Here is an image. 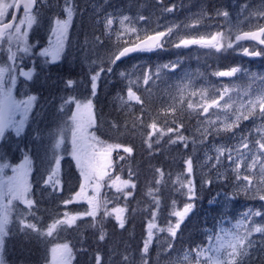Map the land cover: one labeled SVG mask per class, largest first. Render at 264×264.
Listing matches in <instances>:
<instances>
[{"label": "snow or ice", "instance_id": "snow-or-ice-1", "mask_svg": "<svg viewBox=\"0 0 264 264\" xmlns=\"http://www.w3.org/2000/svg\"><path fill=\"white\" fill-rule=\"evenodd\" d=\"M39 0H0V42L6 41L9 45L8 61L11 63L0 64V137H3L5 129L14 127L17 134L22 130L24 124V116L31 109L33 102L36 100L35 96H28L23 100H16L12 95V87L16 83L17 75L23 76L29 80L32 79L33 70L23 71L16 63L20 59V53L27 54L31 47L27 42L28 29H30L36 22L39 15L35 5ZM163 3V0H158ZM64 13L65 19H57L52 31L56 36V45L52 48L44 49L40 55L44 57H51L52 60L59 58V52L62 50V42L66 36L68 25L71 23L74 12L76 11L74 0H65ZM23 8L24 15L21 17L17 12H12L11 9L19 10ZM173 7L164 9L166 12H172ZM246 10V6L241 8V13ZM35 13V14H34ZM230 13L228 11L217 10L216 17H223L228 21ZM11 16L12 20L7 21V17ZM140 20H145V17L140 16ZM211 19V17H209ZM255 19L258 23L252 24L250 21ZM18 20V23L15 21ZM203 16L195 19L192 24L186 25L187 28H194L201 25ZM7 21V22H6ZM264 11L257 10L245 17L243 21H238L237 25L230 26L227 32L218 31L213 34L201 35L198 39H181L176 47H187L190 45H200L206 48H215L216 51H221L227 46L232 48L234 45L239 47L241 41H256L259 45H264ZM116 23L115 18L109 14L105 18L104 27L106 31H111L113 25ZM247 23L249 31H241L235 35V40H231L232 33L239 28L241 24ZM120 29L116 30V41L114 44L115 51L109 53V65L115 64L121 58L126 57L130 53L138 51H152L162 47L167 40L173 35V28H167L166 31L153 30L154 34H147L148 30L137 29L129 25L132 20L128 16H123L119 19ZM26 26V27H22ZM143 34V38L142 37ZM133 36L135 39H133ZM229 42L225 45L224 41ZM15 44L16 50L13 51L12 45ZM130 46H123V45ZM243 53L249 56L264 55V48L260 51H250L249 48H243ZM95 63V61H94ZM101 65L104 63L100 61ZM163 68H176V64L163 65ZM104 71L111 72L112 68L109 66L105 69L103 66L99 68L91 76L92 96L96 94L97 80ZM161 69H157L156 73H152L151 69L144 71L143 83L145 86L154 84L155 79H159ZM239 68H231L226 71H219L214 73L218 77H233ZM131 74L121 72V76L128 78ZM140 76L135 79H129L127 86V95H119L117 97L120 107L128 109L130 120L126 119L124 124L125 132L135 134L137 131L141 135L147 131V137L144 140L149 149L154 145L160 143L162 139L167 138L169 144L183 143L187 147L188 138L184 136L181 129L184 124L179 121L177 113L183 115L195 114L203 117L200 121L202 128L201 135L203 139H207L209 129L216 134L221 132L233 133L238 129L240 123L250 118H259L264 120V88L256 90L253 95L251 85L248 86H233L224 87L219 90L211 88L196 89L195 82L191 78H186L175 85L174 90L169 92L170 103L166 108L162 109L160 113L152 118V122L145 124L144 113L148 111L145 99L137 92L140 88ZM10 81V83H9ZM72 80L67 81V86L73 85ZM135 89V90H134ZM149 89L146 87L145 91ZM191 90V91H190ZM198 97V99H194ZM75 105L71 116L64 122L59 129L60 138L55 141L52 146L53 156H55L56 166L51 169L47 178L44 179V185L51 186L54 191L60 190L62 183L59 172L60 157L56 156V150L64 143L66 139V131L71 128L72 132V156L76 160L77 168L80 172L81 183L80 190L75 193L70 199L63 201L64 205H68L77 198L87 199L89 210L85 213L71 214L65 211L59 218L53 217L51 223L44 227L35 214L36 201L31 198V185L27 181V173L31 170V162L27 156L24 161L12 167L10 164H0V246H3L4 237L8 235V227L12 222V214L16 212V219L18 221L19 230L26 235H35L38 239L47 241L48 238L58 237L60 232L67 231L77 224L81 216H90L95 221L97 214L103 208V216L105 218L114 216L121 228L124 227L127 207H113L109 209L110 201L100 197L104 195L101 189L105 186L116 189L120 195L117 199H127L132 196V191L136 188L134 182L135 173L129 170V178L121 179L119 175L112 179V171L114 161L112 153L115 150L123 149L129 156L133 152V148L124 146L120 143L108 144L96 135L95 126L96 118L94 113V105L92 99H80L76 96H69L61 105V110H65L68 105ZM134 104L140 106L141 115L134 114ZM185 104L187 107L185 108ZM17 112L21 113L19 121L14 119ZM215 115L216 119L210 117ZM161 116L165 119L161 122ZM171 117V119H168ZM131 123V127L128 125ZM172 126H169V125ZM112 128L117 132L120 131L121 126L117 122L112 123ZM123 134V133H121ZM255 139L252 138V132L248 135H241L238 137L236 145H219L215 147V156H207L205 164L212 163V167L216 168L223 163L226 158L231 166V171L235 174L236 181L244 185L246 190L256 187L258 191L264 193V124H260L255 129ZM195 143V141H193ZM121 160L125 157H120ZM185 171L190 176L193 172V162L191 157L185 160ZM12 167L13 176L5 177L4 169ZM158 176L155 180L156 188L149 187L147 195L152 197L155 208L152 211L151 220L148 223V237L144 242L141 259L149 251V244L152 237L155 235L154 230L163 232L164 228H160L155 221L158 219V211L160 209L159 186L164 181L165 173L157 168ZM171 179V176H168ZM186 181V182H185ZM173 186L179 185L177 191L181 193L186 188L188 190V198L192 199L195 195L192 181L188 179L183 173L177 175L175 180H172ZM92 190L93 195L87 196V190ZM264 200V194L259 197ZM14 201H19L24 205L23 209H17ZM173 206L176 201L172 202ZM193 205L186 203L182 210H174L170 215L177 217L176 223L173 225L169 222L167 232L172 238L177 235V229L180 228L181 222L191 211ZM262 213L249 212L243 214L242 218L237 220L235 224L229 227H218L215 231H210L207 236V243L197 245L195 248L185 250L182 256H177L174 264H252V253L259 252L264 254V224H255L252 222L253 216H261ZM34 221V222H33ZM95 226V224L93 225ZM253 233H260L261 239L258 242L253 239ZM99 239H105V233L101 231ZM172 244H168L171 249ZM54 257V264H70L73 248L70 242L57 243L51 249ZM96 264H103L102 257L97 253ZM121 264H130L128 255L122 257ZM144 264H148L145 260ZM264 264V260H261Z\"/></svg>", "mask_w": 264, "mask_h": 264}, {"label": "trees", "instance_id": "trees-1", "mask_svg": "<svg viewBox=\"0 0 264 264\" xmlns=\"http://www.w3.org/2000/svg\"><path fill=\"white\" fill-rule=\"evenodd\" d=\"M74 25L77 27V30L72 35V38L68 40V47L71 45L69 48L73 50L72 53L77 54L79 63L90 64L95 61L101 65L100 61L103 60L104 64H106L107 61L105 60L108 59L107 51L109 50L103 48L102 41L98 39V33L91 30L90 26H88L90 24L85 21L84 17H80ZM104 52H106V56ZM141 52L132 58L135 59ZM179 56L182 58L181 60L185 67H176L174 70H161L159 79H155L154 84L145 86L143 83L144 71L151 69L152 73H156V68L161 65L162 60H165L167 65H171L173 59L176 57L172 53H163L162 51L152 52L147 55L144 64L145 69L140 74V88L137 93L143 96L148 109L143 116L145 124L151 123L152 118L170 103L169 92L173 91V79L180 77V70L182 68L193 67L192 69L195 71L193 74L197 73L198 67L188 60L190 58L189 55L181 52ZM212 62L211 64L214 65L215 60L213 59ZM218 64L221 68H227L225 60H218ZM245 64L250 66L251 70L258 67L254 62ZM106 65L111 66L113 70L120 71L115 64L109 65L108 63ZM62 66H65V68L62 69ZM58 68L61 69V73L57 76L56 82L53 81L57 84V87L51 88L49 93V95H55V99L51 100L53 104L59 103L57 101L59 99H64L65 94L63 93H68L63 90V86H67V81L76 78V74H78V72L70 71L66 64ZM58 68L55 67L53 70H57ZM110 73L114 74V71ZM80 79L81 82L77 84V87L82 88L83 84L85 88H82V93L86 91L85 89L89 91V75L87 74ZM208 79L210 80L211 78L207 76H202L201 78L203 81ZM128 81L129 79L125 77L115 76L112 79L105 80L104 77L100 76L97 81L96 97H92L96 118V135L107 143H120L133 148L131 156L127 153L123 156L118 150L122 154L121 157H125L123 160H118L116 151H113V158L116 160L114 171L117 173L122 171L126 174L127 170L131 169L136 174L134 177L136 188L134 190L131 189L133 192L132 196L127 201L118 200L114 192L106 189L102 192L104 195L101 197L102 200L106 198L110 203H114L113 206H110V203L108 204L109 209L117 206L127 207L124 227L118 226L114 216L105 218L103 216V208H101L95 221L90 216H81L75 226L67 229V231L60 232L58 237L48 238L45 241L38 239L35 235L21 233L16 216L12 215V222L8 227V235L4 237L3 246H0V254L7 264H47L49 263L50 250L53 246L64 242H70V246L73 248L72 264H96L95 257L97 253L104 257L107 256L108 261L106 262L105 260L103 264H110L109 259L113 263L115 260H118L117 264H121L120 259L124 248L127 249V254L125 255L129 256L130 264H144L145 260L148 264H161L162 259L167 258V256L174 253L180 254L182 251L195 248L197 245L202 246L206 244L210 231H215L220 226H228L232 221L241 219L245 213L259 211L262 215L253 216L252 222L255 224H262L261 222H264V204L263 200L259 198L264 193L258 191L256 187L239 192L235 188L237 183L232 185L233 182H236L235 175H231L232 171H226L225 177L220 182L213 179L212 173L204 174L202 170L200 172L197 171V167H199L197 162L200 161L203 147L206 148L208 146V137L210 136L209 133L207 139H203L202 135L197 131V124L200 123L202 117L195 114L189 115L188 113H184L181 115L177 113V116L180 118L178 122L184 124L181 132L188 138L187 147L183 143L169 144L167 138H165L159 144L154 145L152 149H149L144 142L147 137V131L143 135L139 131L135 134L125 132V120H130V117L128 109L120 107L117 97L124 94ZM37 82L33 81L29 83V89L24 87L25 95L26 91L30 90L39 96L40 104H44L49 101L47 96V92L49 91L47 89L42 90L41 87L44 85L40 82L36 85ZM146 87L149 89L148 91H145ZM14 95L17 98V93L15 94L14 92ZM25 95L23 94L22 96ZM37 106L38 102H35L33 110ZM186 107L187 105L185 104ZM134 110L135 115H141L139 105L134 104ZM54 119L59 120V116H56V108L55 110L52 108L49 115H44L39 120L28 122V125L25 127V129L28 128L31 132L37 134L36 138L31 135L25 136L26 141L24 142V146L32 149L30 156L32 155L35 158L34 160L31 156L34 161L31 176H29L30 180L34 181V188L31 190V194H33V199L36 201L34 209L36 217L39 218L44 227H47L51 223L53 217H61L64 211L77 214L85 213L89 210L87 199H81L79 202H72L68 205L63 204L64 200L70 196L72 197L79 190L78 179L80 172L75 164L76 162L73 163V166L76 168H70L71 176L65 180L61 192L55 191L51 193L49 188L44 185L47 171L43 168L46 164L43 151L45 150V145L50 143V140L39 135L52 133L55 126ZM164 119L161 116V122ZM168 119H171V117ZM113 122H117L121 126L119 132L112 128ZM250 124L252 126V123ZM169 126L172 125L170 124ZM128 127H131V123H129ZM249 131L250 129L245 126L243 132L249 133ZM14 145H11L9 150L12 151ZM12 157H14V154H12ZM189 157H191L193 162V172L190 176L185 171V160ZM10 159L12 162L15 161V158ZM66 160L67 158L65 161H61L62 169L65 164H69ZM157 168H160L165 173V178L159 186L161 203L157 213L158 219L155 223L160 228H164L165 231L154 230L155 235L152 237L149 251L144 255L142 260V249L148 237L147 226L151 220L152 211L155 208L153 199L147 195V192L149 187H157L155 184L158 176V173L155 171ZM180 173H183L192 181L195 192L192 199L188 198V190L186 188L181 193L177 191L180 186H173L172 184V180H175ZM169 175L171 179H168ZM224 196H228L229 199H223ZM119 199H122V196ZM173 201H176L175 206L172 204ZM186 203L193 205L192 210L181 222L180 228L177 229L176 237L172 238L166 229L169 222L174 225L177 218L170 215V213L175 209H182ZM198 222H200L199 225ZM94 224L95 226H93ZM101 231L105 233V239L102 241L99 239ZM253 239L258 242L257 246H259L261 234L253 233ZM169 243L173 245L171 249L168 248ZM252 257V264H261V260H264V254L259 252H253Z\"/></svg>", "mask_w": 264, "mask_h": 264}, {"label": "rangeland", "instance_id": "rangeland-1", "mask_svg": "<svg viewBox=\"0 0 264 264\" xmlns=\"http://www.w3.org/2000/svg\"><path fill=\"white\" fill-rule=\"evenodd\" d=\"M74 5L76 11L74 12L71 23L68 25L66 36L62 42V50L58 54L59 58L53 61L50 56L44 57L41 56L40 53L44 49L52 48L55 47L56 45V36L54 35L52 29L55 26V21L57 19L66 18V15L64 13V8L66 6L65 0H39V2L36 4L35 8L38 10L39 15L37 17V22L30 29H28V37H27V42L30 45L31 50L27 54L20 53L19 55L21 58L16 61V63L23 71L33 70V76L32 79L29 80L23 76L17 75L16 83L12 87V95L16 100H23L26 99L28 96H35L36 100L33 102L31 109L24 116L23 128L19 132V134H17L14 127L10 126L5 129L3 137H0V164L7 163L10 164L12 167H16L20 165L24 161L25 156H27L31 162V169H33L34 161L31 158L32 155L30 156V152H32V149L29 147H25L24 142L26 141L25 136L31 135L34 138H36L37 134L31 132L28 128L25 129V127L28 125L27 124L28 122H31L33 120L36 121L39 120L44 115H49L50 110L52 108L55 110L56 108V116H59V120L57 121L56 119H54L55 126L52 133L39 135L41 137H46L50 140V143L45 145V150L43 151L44 160L46 161V164L43 166V168L47 171V174L45 176V178H47L51 169L56 166V160H55V156H53L52 146L55 144V141L60 138L59 129L63 126L64 122L67 121L68 117L71 116L72 110L75 109V105L72 104L66 106L65 110L62 111L61 105L63 101L67 100L69 96H76L77 98L80 99L89 98V97L92 99V97H94L92 96L91 76L96 71H98L101 66L107 69L109 67L108 65H106L108 64V59L105 60L107 61V63L106 64L103 63L102 65L96 62L95 63L91 62L90 64L87 63L81 64L79 63L77 54L72 53L73 50L69 48L71 47V45H69L68 47L69 44L68 40L72 38V35L76 32L77 27L74 25V23H76V21L80 17H84L85 21L88 24H90L88 26H90L91 30L96 31L98 33V39L102 41L101 43L103 48L109 50L107 51L108 55L109 53L115 51L114 49V44L116 41L115 33L116 30L120 29L119 19L123 16H128L131 18L132 24L129 25L130 27L134 26L137 29H141V30L146 29L148 30L147 34L154 33L153 30L166 31L167 28H173L174 34L170 36V38L162 47L154 49L152 51H143L135 59L132 60H125L119 62L117 61L115 65L119 68L120 71L116 69L113 70L112 67H111L112 68L111 72L114 71V74L104 71L103 73H101L100 76L104 77L105 80L112 79L115 76L122 77L121 72L131 74L128 77V79H135L136 76H140L142 71L145 69L144 64L147 55H149L152 52H158V51H162L163 53H172L176 55V57L173 59L172 64H176L177 65L176 67H185L183 61L181 60L182 58L179 56L181 52H185L187 55L190 56L188 60L192 61L194 66L198 67V69L196 70L197 73L193 74L195 72L192 69L193 67L182 68V70H180V77L173 79L172 90H174L175 85H177L180 81L186 78H191L192 80H194L196 89L211 88L216 90L217 93L219 90H222L226 86L233 87V86L251 85L250 91H252L253 95H255L256 90L260 88H264V55L249 56V55H245L242 50L243 48H249L250 51H260L262 48H264V45L258 46L252 41L249 42L241 41L239 42L240 44L239 47L234 45L232 48H228L227 46H225V48L219 52L216 51L215 48L210 49L206 47H201L200 45L176 47V45L179 43L181 39H198L201 35L213 34L218 31L227 32L230 26L237 25L238 21H243L245 17L249 16L252 12L257 10L264 11V0H163V3H159L158 0H74ZM173 6H174V10L172 12L164 11V9ZM245 6H246V10L243 13H241V8ZM217 10L228 11L230 13L227 22L223 17H216ZM109 14H111L115 18L116 23L113 25L111 31H106L104 27V22H105V18ZM23 15L24 13L20 14L19 16L22 17ZM140 16L145 17V20H140L139 19ZM201 16H203L201 25H198L194 28L186 27V25L192 24L195 19ZM9 17L10 16L7 17V21L10 19ZM209 17H211V19H209ZM15 22L18 23V20ZM250 22L252 24L258 23L255 19H252ZM259 23H264V21H259ZM22 27H26V26H22ZM249 30H254V29H250L247 23L241 24L239 28L232 33L230 39L235 40V35L239 34L241 31H249ZM141 38H143V34ZM133 39H135L134 36ZM228 42L229 41L226 39L224 41L225 45ZM126 45L127 44L123 46ZM8 47L9 45L6 41L0 42V64L11 63L8 61V51H7ZM12 49L13 51L16 50L15 44L12 45ZM104 53L106 56V52ZM213 59L215 60L214 65L211 64L213 63L212 62ZM218 60H225L227 62V68H221L218 64ZM251 62H254L258 67L252 68L251 70L250 66L245 64ZM65 63H67V67H69L70 71H74L76 73L78 72V74H76V78L70 79L74 82L73 85L74 84L75 85L74 86L72 85L71 87L63 86V90H65L68 94L63 93L65 94L64 99L62 100L59 99L57 100L59 101V103L57 102L53 104L51 100L55 99L54 98L55 95L54 96L49 95L50 89L57 87L55 80L57 76L61 73V69L58 67H60ZM163 65H167V62L165 60H162L161 65L156 69L174 70L171 67L163 68L162 67ZM55 67L58 69L53 70V68ZM234 67L239 68L240 71L237 72L233 77H218L214 75V73L216 72L230 70L231 68ZM64 68L65 66H62V69ZM247 70H249L250 72ZM87 74L89 75V80H90V84H89L90 92L87 91V89H85L86 91L82 93V88L85 87H83L82 84V88H78L77 84L81 82L80 78L85 77ZM201 75L205 77L206 76L210 77L211 79L203 81L201 80L202 78ZM61 79L62 77L60 78V81ZM33 81L40 82L41 84L44 85L43 87H41L42 90L47 89L49 91L47 92L48 93L47 96L49 98L48 102H45L44 104H40L38 99L39 96L31 92L30 90H27L26 91L27 93L25 95L24 87H27L29 89V83ZM38 82L36 85H38ZM14 92L15 94L17 93V98L14 95ZM23 94L25 96H22ZM123 95L126 97L127 89L125 90ZM196 98L198 99V97ZM35 102H38V106L35 108V110H33V106ZM20 118H21V113L17 112L14 119L16 121H19ZM210 118L215 120L216 116L213 115ZM249 120L251 121L245 120L240 123L239 128L234 130L235 135H233V133H225V132L216 134L213 130L209 129V133H210L209 134L210 136L208 137L209 143L206 148L203 147L202 150L203 153L201 154L200 161L197 162L199 166L197 167V171L200 172L202 170L204 174L212 173L213 179H215L218 182L222 181L223 177H225L227 173L226 171H231V166L229 162L225 158L220 166L213 168L211 165L212 163L215 162L214 160L208 164H205L206 155L214 157L216 146L236 145L239 136L249 134L247 132H243L245 126H247L253 132L252 138L255 139L256 138L255 129L258 125L264 124V120H261L259 118L256 119L250 118ZM250 123H252V126ZM197 125H198L197 131L201 134L202 128L205 125H201V123H198ZM65 135H66V139L64 143L60 145V147L56 150V154H55L56 156L60 157L58 175L60 176L62 181L60 185V190L58 192H61V190L63 189L65 180L70 178L71 176L70 168L71 167L72 169L76 168L73 166V163L76 162V160L72 156L71 128L67 129ZM11 145H14V147H12L13 149L12 151L9 150V147ZM118 150L124 156L125 152L123 151V149H118ZM118 150L115 151H116L117 159L119 160L122 154L119 153ZM12 154H14V157H12ZM10 158H15V161L12 162ZM66 158H67L66 161H68L69 164H65L62 169L61 161H65ZM33 159L35 160L34 157ZM112 159L114 161L113 168L111 169L113 173L112 179H115L116 175H119L121 179H128L129 178L128 170L126 174L123 173L122 171L119 173L114 171L116 160L113 158V153H112ZM12 167H8L4 169L5 177L13 176ZM231 175L234 176L235 174L231 173ZM29 176H31V170L28 171L26 178L28 183L31 185V190H32L34 188L33 185L34 181L30 180ZM78 181H79L78 188L80 190V183H81L80 175ZM235 183H237L235 188L239 192H244L246 190L244 185L238 183L237 181L233 182L232 185H234ZM47 187L49 188L51 193L55 192L51 186H47ZM106 189H110L111 192H114L115 197L120 195L116 192L115 188L107 187V186L102 188L101 192L105 191ZM127 191H131V189H127ZM74 195H72V197ZM92 195H93L92 190H90L89 188L87 190V196H92ZM31 198L33 199V194H31ZM70 198L71 196L68 197V199ZM81 199L84 198H77V200L73 202H77V201L79 202ZM223 199L228 200L229 197L224 196ZM118 200H124V199L122 198ZM14 204H16L17 209L24 208V205L21 204L19 201H14ZM113 204L114 203H110L109 205L113 206ZM263 204H264V200H263ZM190 212L188 213V215L190 214ZM12 215L16 216V212L14 211ZM235 222L236 221H232L228 226L225 227H229L231 224H235ZM261 223L264 224V222ZM199 224L200 222H198V225ZM151 243L149 244V246L151 245ZM123 250L124 252H122V257L125 254H127V249L124 248ZM183 253L184 251H182L180 254L174 253L173 255L167 256V258L162 259L161 264H174V261L177 258V256H182ZM101 257L103 263L105 262V260L106 262L108 261L107 256L106 257L101 256ZM122 257L120 261H122ZM109 260H110L109 261L110 264L118 263V260H115L114 263L111 259ZM48 262L49 263L47 264H54V257L51 250H50V260ZM0 264H7L6 261L3 259V257L1 256V254H0ZM70 264H72V262H70Z\"/></svg>", "mask_w": 264, "mask_h": 264}, {"label": "water", "instance_id": "water-1", "mask_svg": "<svg viewBox=\"0 0 264 264\" xmlns=\"http://www.w3.org/2000/svg\"><path fill=\"white\" fill-rule=\"evenodd\" d=\"M36 6V5H35ZM18 11V14H20L21 12H23V8L21 7L19 10H17V9H15V8H13V10H12V12H17ZM24 13V12H23ZM12 20V17H10V19L8 20V21H11ZM7 22V21H6ZM252 42H254V43H257L258 44V42H256V41H252ZM128 46H130V45H128ZM136 52H133V53H130L129 55H127L126 57H128V56H131V55H133V54H135ZM124 58V57H123Z\"/></svg>", "mask_w": 264, "mask_h": 264}, {"label": "bare ground", "instance_id": "bare-ground-1", "mask_svg": "<svg viewBox=\"0 0 264 264\" xmlns=\"http://www.w3.org/2000/svg\"><path fill=\"white\" fill-rule=\"evenodd\" d=\"M32 170V169H31ZM42 184H43V182H42ZM35 197V196H34Z\"/></svg>", "mask_w": 264, "mask_h": 264}]
</instances>
